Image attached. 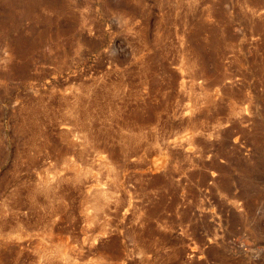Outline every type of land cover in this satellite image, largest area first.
I'll use <instances>...</instances> for the list:
<instances>
[{"label":"rangeland","instance_id":"obj_1","mask_svg":"<svg viewBox=\"0 0 264 264\" xmlns=\"http://www.w3.org/2000/svg\"><path fill=\"white\" fill-rule=\"evenodd\" d=\"M0 264H264V0H0Z\"/></svg>","mask_w":264,"mask_h":264}]
</instances>
